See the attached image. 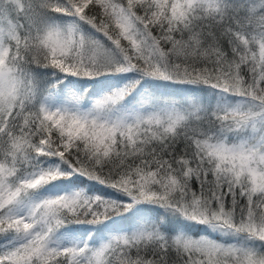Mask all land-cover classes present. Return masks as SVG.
Segmentation results:
<instances>
[{
    "label": "snow or ice",
    "instance_id": "1",
    "mask_svg": "<svg viewBox=\"0 0 264 264\" xmlns=\"http://www.w3.org/2000/svg\"><path fill=\"white\" fill-rule=\"evenodd\" d=\"M0 264H264V0H0Z\"/></svg>",
    "mask_w": 264,
    "mask_h": 264
}]
</instances>
